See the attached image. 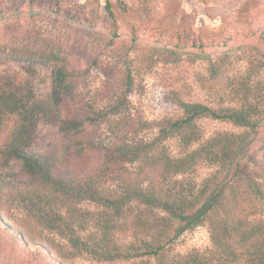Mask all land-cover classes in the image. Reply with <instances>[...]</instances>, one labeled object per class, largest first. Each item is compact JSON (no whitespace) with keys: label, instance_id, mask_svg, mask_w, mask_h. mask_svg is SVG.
Masks as SVG:
<instances>
[{"label":"rangeland","instance_id":"obj_1","mask_svg":"<svg viewBox=\"0 0 264 264\" xmlns=\"http://www.w3.org/2000/svg\"><path fill=\"white\" fill-rule=\"evenodd\" d=\"M107 1L112 4L114 17L106 10ZM16 2L21 5L16 6ZM120 2L127 5V11ZM52 48L59 49L68 67L89 69L80 80V90L84 103L96 109L114 102L122 91L120 77L130 69L134 86L128 105L130 112L143 121L178 118L183 114L181 102L203 103L215 110L241 107L248 93L249 102L262 113L242 155L264 183V0H0V76L4 83H12L43 103H50L54 66L36 57L28 59L26 53ZM95 59L98 64L93 62ZM212 69L218 73L213 74ZM15 122V116L5 119L0 146L6 143ZM197 125L204 140L220 133L247 130L211 118H202ZM154 134L155 131H145L140 138L151 139ZM86 135L98 145L101 143L100 147L116 140L107 123L89 126ZM67 141L58 125L41 119L30 150L51 159L65 174L88 178L104 190L115 188L109 177L96 174L102 165L103 150H87L85 159L69 161L65 157ZM166 145L171 156L183 154L177 138L169 139ZM216 170V166L201 162L179 179L185 182L186 191L193 187L197 190ZM4 173L27 180L21 161H12ZM11 196L0 199V264H158L161 258L178 262L196 251L212 259L213 264L221 262L209 221L175 237L177 232H173V239L158 256L140 249L133 257L113 262H99L89 256L63 259L51 253L47 245L37 243L35 247L23 240L21 224L29 218L27 209L18 201L11 202ZM74 206L95 216L103 210L89 201ZM129 207L133 212L120 220L128 228L117 231L115 237L126 248L131 244L140 247L143 234L135 227V219L148 216L150 210L137 203ZM54 208L67 216L65 206ZM252 219L264 221V201ZM31 223L32 231L65 245L58 234ZM175 228H179L178 224Z\"/></svg>","mask_w":264,"mask_h":264},{"label":"trees","instance_id":"obj_2","mask_svg":"<svg viewBox=\"0 0 264 264\" xmlns=\"http://www.w3.org/2000/svg\"><path fill=\"white\" fill-rule=\"evenodd\" d=\"M120 5L124 11L128 10L123 2ZM106 10L114 17L109 1ZM56 49H31V53H26L28 59L36 57L54 66L48 104L31 92L4 83L0 76V131L8 116L16 117L6 143L0 146V199L12 195L11 202L18 201L27 209V225L21 224L23 240L35 247L37 243L47 245L51 253L63 259L89 256L99 262H113L133 257L140 249L158 256L173 239V232H177L175 237L209 221L220 264H224L223 260L229 264L241 260L246 264H264V221L252 219L264 201V183L242 155L262 113L249 102L250 95L245 93L244 104L237 108L215 110L203 103L181 102L183 114L178 118L143 121L130 112L128 105L134 86L130 69L124 70L120 77L118 84L122 91L114 102L96 109L84 103L80 90V80L89 69L77 71L68 67ZM21 55L25 58V54ZM212 70L213 74L218 73ZM202 118L227 121L247 130L220 133L204 140L197 125ZM41 119L58 125L68 140L67 160H83L87 150H103L102 165L96 174L109 177L115 188L104 190L88 178L65 174L51 159L32 152L35 128ZM102 123H107L116 140L100 147L102 144L98 145L86 132L89 126L95 128ZM145 131L155 134L151 139L140 138ZM173 138L183 148L179 157L171 156L166 145ZM14 160L21 161L27 180L4 173ZM201 162L216 166L217 170L196 186L197 190L193 187L186 191L185 182L179 177L192 172ZM86 201L99 205L103 209L101 214L95 216L74 206ZM132 203L150 211L148 216L139 215L135 219V227L143 234L142 246L131 244L126 248L119 244L115 234L124 227L127 230L128 226L120 220L133 212L129 209ZM58 205L67 208V216L55 210ZM31 222L58 234L65 245L43 238L42 232L32 231ZM158 264H213V261L196 251L178 262L169 263L161 258Z\"/></svg>","mask_w":264,"mask_h":264}]
</instances>
